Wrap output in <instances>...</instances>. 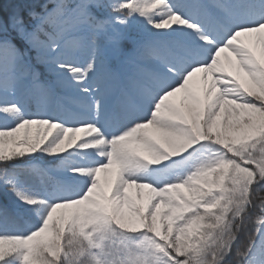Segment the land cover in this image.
Here are the masks:
<instances>
[{
	"label": "snow or ice",
	"instance_id": "snow-or-ice-1",
	"mask_svg": "<svg viewBox=\"0 0 264 264\" xmlns=\"http://www.w3.org/2000/svg\"><path fill=\"white\" fill-rule=\"evenodd\" d=\"M0 264H264V0L0 3Z\"/></svg>",
	"mask_w": 264,
	"mask_h": 264
},
{
	"label": "trees",
	"instance_id": "trees-1",
	"mask_svg": "<svg viewBox=\"0 0 264 264\" xmlns=\"http://www.w3.org/2000/svg\"><path fill=\"white\" fill-rule=\"evenodd\" d=\"M0 3H3L4 7H8V0H0Z\"/></svg>",
	"mask_w": 264,
	"mask_h": 264
}]
</instances>
